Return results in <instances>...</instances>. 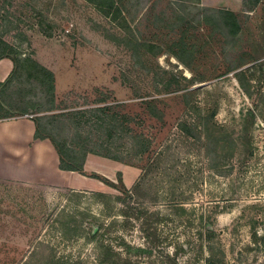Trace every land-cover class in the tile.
<instances>
[{"label": "rangeland", "instance_id": "obj_1", "mask_svg": "<svg viewBox=\"0 0 264 264\" xmlns=\"http://www.w3.org/2000/svg\"><path fill=\"white\" fill-rule=\"evenodd\" d=\"M115 1L117 16L86 0H0V36L18 62L0 94L3 120L30 119L40 113L37 104L48 106L36 64L53 73L60 110L125 103L117 111L133 118L129 128L149 136L154 148L173 139L174 149L191 158L196 186L186 188L184 205L194 207L193 225L186 216L167 215L166 196L156 200L149 184L138 188L144 195L137 189L149 210L161 214L156 233L162 242L154 243L173 255L177 250L170 264H205L207 257L216 264H264V0ZM166 84L178 95L165 99ZM153 98L162 99L155 112L162 121L143 103ZM211 112L222 134L208 143L187 140L176 127L177 120L205 124ZM88 164L87 174L116 184L119 172L128 188L140 174L94 155ZM201 167L202 177L196 175ZM94 180L92 191L72 190L83 193L67 202L68 189L0 177V208L11 220L0 221V264H21L40 239L68 264H169L148 245L139 219L121 213L120 201L113 198L103 209L91 192L120 194ZM65 204L70 214L83 212L87 232L103 222L101 242L113 250L108 262L98 261L100 250L88 237L67 239L55 230V214Z\"/></svg>", "mask_w": 264, "mask_h": 264}, {"label": "trees", "instance_id": "obj_2", "mask_svg": "<svg viewBox=\"0 0 264 264\" xmlns=\"http://www.w3.org/2000/svg\"><path fill=\"white\" fill-rule=\"evenodd\" d=\"M86 1L94 4L105 14H108L111 9L115 10L117 16L118 10L116 9L117 4L115 0ZM236 31L237 28H235L234 33ZM12 50L13 47L10 43H7L0 36V59L9 58L14 64L11 74L0 83V94L11 84L12 74L18 64L15 57L11 54ZM36 67L38 69L35 71L39 72L36 77L42 79V82L40 81L41 83L47 84L48 106L44 108L43 106L41 107V103L37 104L36 111L40 113L35 116H30L35 127L33 135L34 139H48L50 141L57 154L58 168L60 170L78 172L84 176L98 179L116 189L120 196L114 197L103 192H91L90 194L96 196L100 200L104 210L109 209V206L106 204L113 198L120 201L124 206V210L121 213L128 219H139L142 223L141 232L144 239L148 240V245L151 244L156 246L158 252L161 253V256L166 260V263L170 264L177 261V250L174 251L173 255L172 253L165 251L163 246L160 247L154 243L162 242V237L160 238L156 233L157 222L161 220V214L159 211L155 212V210H149V207L146 206L145 200H142V196H138L139 192L137 193V189L140 187L143 188L149 184V186L155 190L154 193L157 195L156 200L159 199V196H166V200L168 201V204H170L168 210H171L167 215L171 217L186 216L185 223H187V225H193L194 220L196 219L194 207L188 208L184 205L187 201L184 197L186 188L192 190L195 189L196 186V182L194 181L195 175L192 174L189 167L191 164V158L180 155L179 152L174 149L173 139H166L161 142L158 147L154 148L153 140L149 136L145 135L141 130L129 128L127 125L128 123L130 124L133 118L117 111L120 106H124L125 103L123 102L114 105L105 104L70 111L58 109V106L55 105L56 98L54 96L55 85L53 73L39 64H36ZM170 86L171 84L165 85L164 93H169L167 97H164L165 99L169 96L172 97L178 95L177 90L170 88ZM159 100L162 99L153 98L149 101H144L143 103L152 119L162 121V117L160 116L162 113L159 115H157V113L155 114L157 109L156 101L160 102ZM2 104L5 103L0 100V120L4 119L5 114L1 113L4 108ZM25 113L26 112H22L21 114L29 115ZM212 114L213 112H211L205 124L199 122V124L197 123L198 126H196L191 121L177 120L176 127L186 136L187 140L200 142L204 139L205 141L203 140V143H208L213 136L218 137L222 134V126L210 121L213 117ZM71 126L75 128L73 131L69 130V127ZM199 126L201 128H199ZM100 128H102L101 131ZM119 129L120 131L117 132ZM206 145L207 144H205V146ZM89 154L117 161L125 165L134 166L140 170V174L130 188L124 185L122 176L119 172L117 173L119 180L116 184L106 178L100 177L96 173L87 174L84 170V163ZM179 163L182 165L179 166ZM196 175H199L200 177L203 176L202 167L196 170ZM183 187L185 190H183ZM68 191L71 192V195L66 198L67 202L71 200L75 201V198H77L80 193H83L72 190ZM140 192H142L143 195L145 193L142 189ZM73 196L75 198H73ZM25 197L27 198L28 196ZM80 197L81 196H79V198ZM156 200H153V202ZM138 202H140L141 205L139 208H137ZM66 207L67 205L65 204L55 214L53 220L54 225L57 224L55 230L61 232V234L67 239L73 237L78 238L80 236L84 238L88 237V241L95 243L97 250H100L97 254L98 261L100 263L108 262L111 257H107L113 253V250L111 253L108 246L105 247L103 242H101L102 236L105 234V232H102L101 230L104 225L103 222L101 224L96 222L95 231L93 232V229H90L91 232H87L85 231V225L83 222V219H85L83 212L77 210L70 214L69 211L66 212ZM150 215H154V219H151ZM1 220L11 221L2 208H0V221ZM197 221V224H203L202 214L197 215ZM20 223L22 222H19V224ZM210 235L211 231L207 229L206 239H210ZM166 239L163 241L166 242ZM187 244L190 243L187 242ZM131 246L134 245L128 244L127 248ZM134 248H140L143 250V247L141 246H134ZM102 249L105 250V254H102ZM28 250L29 251L26 252L21 264H68L66 259H63L56 254V250L46 240L40 239L35 241ZM109 264L117 263L114 261V263ZM124 264H131V262H124ZM205 264H216V262L214 263L212 257H207Z\"/></svg>", "mask_w": 264, "mask_h": 264}, {"label": "crops", "instance_id": "obj_3", "mask_svg": "<svg viewBox=\"0 0 264 264\" xmlns=\"http://www.w3.org/2000/svg\"><path fill=\"white\" fill-rule=\"evenodd\" d=\"M13 68L12 60L0 59V83L11 74ZM34 129L31 119L0 120V177L20 178L28 183L68 190L92 191L97 182L78 172L60 170L50 141L34 139ZM90 155L84 163L85 171Z\"/></svg>", "mask_w": 264, "mask_h": 264}]
</instances>
